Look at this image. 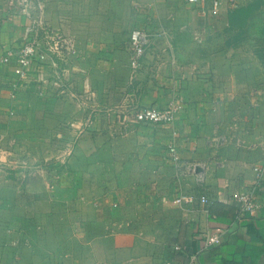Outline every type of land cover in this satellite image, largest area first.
<instances>
[{"label":"crops","instance_id":"crops-1","mask_svg":"<svg viewBox=\"0 0 264 264\" xmlns=\"http://www.w3.org/2000/svg\"><path fill=\"white\" fill-rule=\"evenodd\" d=\"M44 1L48 22L76 40L74 89L88 81L95 101L72 107L70 96L41 92L34 76L13 100L16 75L0 65V161L12 162V150L22 146L18 161L35 162L41 154L32 128L62 127L61 116H77L79 125L100 118L97 132L107 138L83 135L66 187L45 185L27 168L0 181L4 202L12 194L30 197L0 204L2 213H27L25 220L0 219V264H187L193 254L197 264H264V175L257 184L254 169L264 165V0L237 7L220 0L217 10L211 0ZM28 22L11 0H0V46L19 44ZM135 28L157 38L131 79ZM132 101L181 108L171 124L134 123L119 134L115 112ZM173 141L189 168L172 160ZM97 148L100 174L88 166ZM18 173L22 193L7 183ZM253 187L261 205L238 219L234 197ZM203 192L207 203H174L179 193ZM42 195L52 197L47 206ZM216 233L222 242L207 247Z\"/></svg>","mask_w":264,"mask_h":264},{"label":"built area","instance_id":"built-area-1","mask_svg":"<svg viewBox=\"0 0 264 264\" xmlns=\"http://www.w3.org/2000/svg\"><path fill=\"white\" fill-rule=\"evenodd\" d=\"M12 5L18 9V14L26 17L29 22L25 26L22 39L19 44L10 46L4 44L0 46V65H11L16 79L10 84L11 98L16 99L19 91L23 89L30 78L34 76L42 87L53 89L58 95L70 96L79 103L86 105L90 101H95V91L90 87L88 81L84 83L82 91H76L73 87L74 58L77 54L76 40L63 32L61 29L53 27L46 19V2L44 0H11ZM165 1V0H159ZM188 4L198 5L207 0H184ZM213 9L217 10L220 0H211ZM231 7H237L239 0H230ZM157 36L143 28H135L130 33L129 50L131 79H135L138 72L143 67V58L153 44ZM181 105L177 102H169L165 107L143 105L132 101L125 109H120L117 122L120 124L119 134L126 133L131 124L154 123L171 124L176 118ZM14 109L11 110L13 114ZM114 111L106 112L112 115ZM90 121V119H89ZM117 129L113 128L112 133L116 135ZM170 153L177 166L189 168L187 164L180 162L175 142L170 145ZM256 183L262 181L264 175V165H256ZM0 161V173L2 172ZM202 183V179L200 180ZM237 202V218L254 216L261 205L257 198L255 187L242 191L235 195ZM207 203L208 197L205 192L196 196L194 194L179 193L174 198V203L178 205L192 204L195 202ZM207 247L218 245L222 242L221 236L216 233L206 237ZM175 251H182L179 243L174 244ZM198 256L190 255L187 264H197ZM161 264H174L170 259H165Z\"/></svg>","mask_w":264,"mask_h":264},{"label":"rangeland","instance_id":"rangeland-1","mask_svg":"<svg viewBox=\"0 0 264 264\" xmlns=\"http://www.w3.org/2000/svg\"><path fill=\"white\" fill-rule=\"evenodd\" d=\"M66 104H69L73 107L74 104H77V100L73 101L72 99L69 102L67 101ZM84 106L85 105L81 103L79 107L83 109ZM37 118L38 120H41V117H37ZM89 118H90L89 124L83 123L82 125L81 124L79 125L77 122H79L80 118H78L77 116L76 117L61 116L60 119H57V121L59 123L60 122L65 123V125H63L62 127H60L58 124H56L55 126H47V124L43 122L44 123V124L42 123L43 126L32 128L33 130L31 134L34 136L35 135L39 136L37 140H35L36 143H38L35 144V146L38 148V152L41 154L40 158L38 159L34 158L35 162L33 163L27 161L20 162L18 161V159L22 158L19 156L23 151L21 150L22 146H19L20 150L19 149L12 150V152H14V155L12 156L13 158L11 159L12 162L10 160H7L8 162H1L3 171L0 173V181L3 182L6 180L5 178L6 176L9 177L10 175H12L10 174L11 170L18 172L21 170H25L27 168L29 169L30 172L36 173L35 176H41V178H43L42 180L45 185H52V183L53 184L58 183L61 185H65L66 187V185L68 184L69 160L75 154L74 153V150L76 149L75 147L80 143V141L83 138V135H85L86 132L88 131L92 134V136L98 137L97 139L107 138V137H102V136H106L105 132H103L101 135L97 132L98 130L97 124L100 118H98V120L95 117H89ZM57 127L59 130H57ZM84 128L86 130L85 132L82 131ZM92 131L96 133H92ZM109 134L112 135V136L110 135L109 138L113 139V136L115 134L114 133H109ZM88 139H90V137ZM91 139L94 138L91 137ZM12 142L13 144L15 143L16 145H18L22 141L13 139ZM98 151L99 149L97 148L96 151L97 154H95L96 158L93 160V163H90L88 166L95 164V166H93L92 171H98V173L100 174V172L103 170L100 164H96L99 161L98 158L99 159L101 158V154L98 153ZM14 177L15 178L13 180L8 179L7 183L8 186H11L12 192L15 191L19 193L20 190L22 189V185L24 184L23 175L18 173L14 175ZM28 198L30 197L12 194L11 197L4 202L3 198L0 196V204L2 205V203H6L7 201H9L11 205L25 203V200ZM51 199L52 197L50 195L43 196L42 204L44 203L47 206L48 203H51ZM26 216L27 213H21L18 210H14V207L13 210L10 212L7 213L0 212L1 220L7 219L8 217L16 221L25 220Z\"/></svg>","mask_w":264,"mask_h":264},{"label":"trees","instance_id":"trees-1","mask_svg":"<svg viewBox=\"0 0 264 264\" xmlns=\"http://www.w3.org/2000/svg\"><path fill=\"white\" fill-rule=\"evenodd\" d=\"M252 264H254V263H252Z\"/></svg>","mask_w":264,"mask_h":264},{"label":"water","instance_id":"water-1","mask_svg":"<svg viewBox=\"0 0 264 264\" xmlns=\"http://www.w3.org/2000/svg\"><path fill=\"white\" fill-rule=\"evenodd\" d=\"M199 170V169H198Z\"/></svg>","mask_w":264,"mask_h":264}]
</instances>
